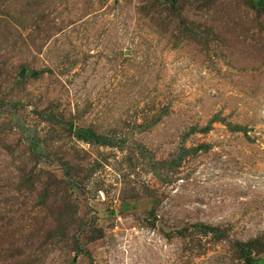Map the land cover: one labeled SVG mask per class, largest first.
I'll use <instances>...</instances> for the list:
<instances>
[{"label": "rangeland", "instance_id": "obj_1", "mask_svg": "<svg viewBox=\"0 0 264 264\" xmlns=\"http://www.w3.org/2000/svg\"><path fill=\"white\" fill-rule=\"evenodd\" d=\"M0 264H264V0H0Z\"/></svg>", "mask_w": 264, "mask_h": 264}]
</instances>
